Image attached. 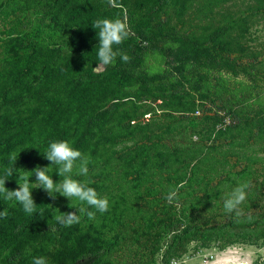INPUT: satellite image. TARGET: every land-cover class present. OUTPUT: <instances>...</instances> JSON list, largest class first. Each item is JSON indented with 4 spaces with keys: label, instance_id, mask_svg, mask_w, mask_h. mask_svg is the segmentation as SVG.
Wrapping results in <instances>:
<instances>
[{
    "label": "rangeland",
    "instance_id": "rangeland-1",
    "mask_svg": "<svg viewBox=\"0 0 264 264\" xmlns=\"http://www.w3.org/2000/svg\"><path fill=\"white\" fill-rule=\"evenodd\" d=\"M144 1L146 0H130L126 3L110 5L108 0H88L89 3H100L104 9H114L109 13L124 15V19L128 14L133 18L136 17L144 8L146 3ZM4 2L5 0H0L1 5ZM51 3V0L30 1L22 5L12 3L10 8L0 12V75L2 77L6 75V70L2 69L5 61L15 58L17 67L26 64L31 41L42 45L44 52L58 54L57 56L70 53L69 32L66 26H63L65 24L62 19L70 3L59 12L51 7ZM241 15L245 16L243 18L245 21L232 26L223 38L231 39V42L226 44V48L230 50L231 55H237L242 64L254 67L260 81L253 82L242 73L232 76L227 72L209 70L208 79L201 82L199 92L189 91L190 94H185L181 91L179 101L180 106L184 108L180 112L171 110L174 106L170 109L163 108L160 98L141 100V88L134 83L127 87L128 100L121 105L116 115L119 124L127 123L136 143L151 140L160 144L161 148L176 149L178 155L188 161L186 175L192 173L189 171L191 163L200 159L198 166L193 169L197 182L192 187H183L179 191L178 202L174 197L169 200L167 191L153 188L154 193L158 197L161 196L156 207L158 221L167 216L172 217V213L169 214L166 210V204L171 203L174 206L175 217L184 223L187 221L197 223L201 228L215 226L220 228V232L216 233L206 246L198 245L195 240L190 241L187 244V251L180 257L170 258L167 264L172 262L213 264L230 260L262 264L264 261V237L254 235L258 234V229L264 227V9L255 8L252 0H224L213 8L209 17L189 19L181 26L179 21L173 18L169 25L170 28L180 30L179 26L182 29L186 25L191 27L195 24L194 28L199 33L209 31L231 16ZM134 40L139 42L143 49L140 52L139 62L128 69L130 73L145 72L152 75L163 69L170 70L171 58L165 54V50L174 44L168 38L158 40L159 47L155 50L148 47L145 39L135 37ZM44 52L38 55L40 59H43ZM97 63L88 60L86 65L95 72L103 70L105 66L95 68ZM185 75L190 79L193 78L190 72L186 71ZM184 89L187 90L186 84ZM43 102L44 100L37 99L36 104H44ZM42 104L40 106H43ZM129 117L131 120L127 122ZM224 125H228L226 132L222 130ZM48 130L49 127L38 125L15 153H21L40 144ZM124 144L132 146L135 143L129 140ZM122 145L119 144L117 148ZM147 151L138 154L137 157L141 160L133 161L131 166L125 164L133 158L136 153L134 149L123 160L112 159L105 165L100 163L101 176H96L94 170H91L81 179L89 182V186L95 188L100 197L106 198L109 206L111 199L115 198L118 199L120 206L129 207L128 214L112 216L103 212L105 213L103 215L88 205L84 204L80 207L81 202L78 200L73 199L70 203L63 196L54 193V199L52 198L38 213L30 229V239L37 238L40 241L39 247L43 252L39 256L45 257L47 264H66L79 254L88 251L90 246L98 243L104 247L118 236L119 241L98 264H140L147 259L149 249L140 245L143 237L139 234L134 236L141 232L142 227L139 225L141 217L132 213L138 209L144 215L143 221L154 219L155 206L151 204L149 209L147 201L149 196L141 190L143 185L152 183L151 187L154 186L156 178L163 183L167 165L160 164L161 167H157L159 161L153 160L156 155ZM187 153L192 154V157L186 156ZM167 156L165 159L168 158ZM141 161H144L145 173L152 174L146 177L139 176L142 182L136 187L138 181L133 170ZM35 167L36 162L27 163L20 166L19 173L26 174L23 171H31ZM75 173L76 169L73 170L74 179ZM52 178L54 182L63 179L59 176ZM18 183L22 184L24 180ZM18 183L13 189L18 187ZM242 183L248 184V187L245 189L246 198L239 205L240 214L237 215L236 211L229 213L224 208V198ZM30 185L33 189V198L39 195L38 191L48 196L39 188L36 181L31 182ZM190 190L198 197L196 200L190 201L187 198ZM16 203V206H19L18 202ZM162 207L166 210L163 216L160 214ZM81 208L85 211L77 212L79 223L69 227L61 225L51 237L41 235L38 228L33 226L44 220L54 221L53 218L59 215L57 209L65 213ZM88 211L95 213L93 219H89ZM182 213L185 215L184 219L181 217ZM236 223L241 224L236 225ZM86 228H91V231L95 228L99 229L90 237L88 235L91 234L85 232ZM248 229L252 234L240 235V231ZM39 256H32L28 264H32L33 257ZM154 257V264H165L161 259V249ZM0 264L5 263L0 259Z\"/></svg>",
    "mask_w": 264,
    "mask_h": 264
},
{
    "label": "trees",
    "instance_id": "trees-1",
    "mask_svg": "<svg viewBox=\"0 0 264 264\" xmlns=\"http://www.w3.org/2000/svg\"><path fill=\"white\" fill-rule=\"evenodd\" d=\"M30 1L41 0H5L2 5L0 4V12L10 8L12 3L22 5ZM51 1V7L55 11L58 10L57 12L70 3L62 17L65 24L63 26H66L69 32L70 53L57 56L58 54L44 52L42 45L31 41L26 64L17 67V59H9L2 67L6 70V75L4 77L0 75V177H4L5 167H11L13 171V176L8 177L5 187L12 190L17 182L23 180H19V176L31 178L30 183L35 181L34 174L20 175L19 168L30 162H36V166H49L50 162L42 156L49 143L53 141L67 140L84 156L89 157L88 171L94 170L96 176L102 175L100 163L105 165L112 159L123 160L134 149L136 153L125 164L131 166L133 161L141 160L137 157L138 154L148 150L156 155L153 160L159 161L157 167H161L160 164L167 165L163 183L156 178L154 186L151 187L152 183L143 185L141 190L149 196L147 199L149 209L151 204L155 206L152 208L154 219L143 221L144 215L138 209L132 213L141 217L139 225L142 227L141 232L134 236L141 235L143 238L140 245L149 249L147 259L140 264H154V256L160 249L161 259L167 264L170 258L180 257L185 253L190 241L195 240L198 245L206 246L216 233L220 232V228L215 226L201 228L197 223L190 221L184 223L175 217L174 206L171 203L166 204V210L169 214L172 213V217L167 216L158 221L156 207L161 196L158 197L153 189L156 187L160 191H167L168 194L175 191L174 198L178 202L179 191L183 187H192L197 182L193 169L198 166L200 159L191 163L189 171L192 173L186 175L188 161L178 155L176 149L161 148L160 144L151 140L136 143L127 123L119 124L116 115L121 105L128 100L127 87L134 83L141 88V100L160 98L163 108L170 109L174 106L171 110L180 112L184 108L180 106L179 101L181 91L185 94H190L189 91L199 92L201 82L208 79L209 70L227 72L232 76L242 73L253 82L260 81L254 67L242 64L239 57L231 55L230 50L226 48L231 39L223 38L232 26L242 24L245 16H231L209 31L198 33L194 28L195 24L191 27L186 25L182 29L180 26L189 19L209 17L213 8L224 0H146L144 8L136 17L133 18L130 14L125 17L130 34L123 43L114 46V50L117 51L114 62L95 72L86 65L88 60L98 62V40L95 32L98 30L93 28V22L101 18L124 19V15H113L109 12L114 9H104L100 3H89L88 0ZM128 1L130 0H114V4ZM252 4L255 8L264 9V0H252ZM51 18L53 19V16ZM173 18L179 21L180 30L170 28L169 23ZM135 37L145 39L151 50L159 47L158 40L168 38L174 44L165 50V54L171 58L170 70L163 69L152 75L145 72L130 73L128 69L139 62L143 49V46L134 40ZM42 52L44 57L40 59L38 55L43 54ZM121 53L129 56L128 62L121 59ZM57 57L59 58L56 59ZM186 71L192 74V79L185 75ZM183 83L186 84L187 90L184 89ZM37 99L44 100V104L41 103L43 106L36 104ZM130 120V117L127 118V122ZM38 125L49 127L44 140L21 153L16 152L17 162L12 163L9 155L15 153ZM222 130L228 131V125H224ZM129 140L135 144L125 145L124 143ZM119 144L123 145L117 148ZM166 156L168 158L165 159ZM186 156L192 157V154L187 153ZM143 169L144 161H141L133 170L138 181L136 187L142 182L139 176L146 177L152 174L145 173ZM55 170V165L50 166L48 174L56 178L58 175ZM83 177L75 175L77 180ZM38 192L39 195L34 197L36 211L32 214L24 212L20 205L16 206V202L0 196V211L7 210V216L0 219V259L5 264H28L32 256H39L43 252L39 247L40 241L37 238L30 239V229L38 213L52 198ZM187 196L190 201L198 198L191 190ZM111 200L107 215L128 214L129 207L120 206L118 199ZM81 206L84 204L80 203ZM161 209L163 210L160 214L163 216L166 210L164 207ZM184 216L182 213L183 219ZM33 226L38 228L41 235L51 237L61 224L55 220L48 222L44 220ZM258 230V234L254 235L264 237V227ZM94 231H91V228L85 230L91 234L88 235L90 237ZM240 232L242 236L252 234L249 229ZM118 241L119 236L104 247L96 243L66 264H98Z\"/></svg>",
    "mask_w": 264,
    "mask_h": 264
},
{
    "label": "clouds",
    "instance_id": "clouds-1",
    "mask_svg": "<svg viewBox=\"0 0 264 264\" xmlns=\"http://www.w3.org/2000/svg\"><path fill=\"white\" fill-rule=\"evenodd\" d=\"M111 5L114 0H108ZM93 28L98 30L96 32V38L98 40L97 44V58L98 63L96 64V69L101 66H108L112 64L117 56V51L114 50V46L120 45L125 39L129 37L130 30L128 28L126 19L121 18H101L93 22ZM121 59L124 62L129 61V56L126 53H121ZM44 159L47 160L49 166L37 165L31 171H23L26 174H34L36 183L39 185L40 189H43L49 197L53 198L54 193H58L67 200L71 201L73 199L78 200L82 204H86L91 208H95L97 211L103 213L107 212L109 208V202L106 198H102L97 193L96 189L89 186V182L81 181L73 178V170L76 169V175L87 176L88 174V164L90 163V158L84 156L81 151L75 149L73 145L67 140H57L50 142L47 149L43 155ZM9 160L16 164L17 155L16 153H11L9 155ZM55 165L56 175L59 176V182H54L52 176L48 174L50 166ZM4 177H0V196L8 201H16L23 208V211L32 214L36 211V203L34 201L32 190L30 188V179L25 177H20L19 180L23 179L24 183H18L16 189H8L5 187L8 177L13 176V171L11 167L4 168ZM22 171V170H21ZM248 184L242 183L238 184L234 189H232L224 198V208L227 212L231 213L233 211L240 214L238 211L239 205L246 198V191ZM176 192H170L168 199L171 200L175 197ZM54 199V198H53ZM51 206V205H49ZM52 207V206H51ZM71 208V207H70ZM59 215L55 216L53 219L65 227L72 226L75 223L80 222V218L77 214L78 211H85L81 208L76 211H69L61 213L57 209ZM87 215L89 219L95 217V213L88 211ZM7 216V210L4 209L0 211V219ZM32 264H47V259L43 256L33 257Z\"/></svg>",
    "mask_w": 264,
    "mask_h": 264
},
{
    "label": "bare ground",
    "instance_id": "bare-ground-1",
    "mask_svg": "<svg viewBox=\"0 0 264 264\" xmlns=\"http://www.w3.org/2000/svg\"><path fill=\"white\" fill-rule=\"evenodd\" d=\"M171 264H174V262H172ZM213 264H250V263L242 260H230L224 263H213Z\"/></svg>",
    "mask_w": 264,
    "mask_h": 264
},
{
    "label": "water",
    "instance_id": "water-1",
    "mask_svg": "<svg viewBox=\"0 0 264 264\" xmlns=\"http://www.w3.org/2000/svg\"><path fill=\"white\" fill-rule=\"evenodd\" d=\"M262 264H264V261L262 262Z\"/></svg>",
    "mask_w": 264,
    "mask_h": 264
},
{
    "label": "built area",
    "instance_id": "built-area-1",
    "mask_svg": "<svg viewBox=\"0 0 264 264\" xmlns=\"http://www.w3.org/2000/svg\"><path fill=\"white\" fill-rule=\"evenodd\" d=\"M229 121V120H228Z\"/></svg>",
    "mask_w": 264,
    "mask_h": 264
}]
</instances>
